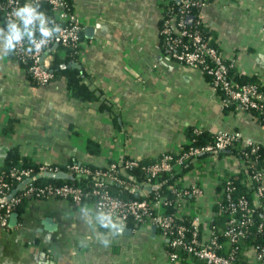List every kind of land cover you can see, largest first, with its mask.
<instances>
[{
  "label": "crops",
  "instance_id": "crops-1",
  "mask_svg": "<svg viewBox=\"0 0 264 264\" xmlns=\"http://www.w3.org/2000/svg\"><path fill=\"white\" fill-rule=\"evenodd\" d=\"M72 2L84 40L78 69L97 98L72 95L64 76L42 85L30 80L10 55L12 33L0 23V166L11 148L36 164L151 160L183 143L190 126L264 143L263 121L241 109L224 111L202 70L163 54L158 0ZM198 15L223 58L264 83V0H210ZM240 167L230 153L204 156L184 176V186L197 182L202 189L195 205L203 239L217 183ZM98 216L92 204L30 200L15 223L0 228V264H170L152 225L107 229ZM255 253L243 251L249 262Z\"/></svg>",
  "mask_w": 264,
  "mask_h": 264
},
{
  "label": "built area",
  "instance_id": "built-area-1",
  "mask_svg": "<svg viewBox=\"0 0 264 264\" xmlns=\"http://www.w3.org/2000/svg\"><path fill=\"white\" fill-rule=\"evenodd\" d=\"M209 1L158 0L162 20L160 30L162 52L176 62L206 72L211 77L210 85L215 94L217 89L221 88L227 94L228 100L234 101L241 110L258 109L264 118V95L259 93L254 85L238 87L231 78L228 79V66L224 62L221 51L209 45L198 30L189 28L191 22L187 21V17L190 10L195 9L199 12ZM38 2H47L51 6L53 18L50 23L34 9L33 5ZM21 9H27L30 15L27 13L22 16L16 15ZM0 23L7 26L12 33L14 59L27 65L24 70L37 84H47L54 79V73L49 69L48 61L59 45L64 48L78 47L79 59L84 51V40L79 35L82 23L74 8L70 9L65 0H0ZM55 42L57 46L54 48ZM59 54L63 55L64 50H61ZM221 102L223 106L225 102L223 100ZM235 142H241L243 145L252 143V141H243L238 132L231 134L218 132L214 143L202 148L189 147L187 151L181 152V144H178L169 148L167 152H163L160 157L154 158L153 162L141 165L146 178L140 182L127 174L128 170L139 164V159L129 156L113 161L106 170L92 171L77 163L66 164L64 172L71 174L72 180L91 175L93 182L90 198L92 200L87 203H83V199L88 195L84 194L80 187L71 184L39 186L33 184L34 178L38 175L44 176L45 172L63 171L52 164H41L36 176L31 175L30 169L13 170L11 178L18 182V186L26 181L20 189H23L22 195L30 196V200L52 198L67 200L73 207L84 204L94 205L99 214V223L101 218H104L107 229L126 226L129 220L137 225L156 226V230L165 241L170 264H178L184 258L194 259L200 264H232L233 253L226 256L217 252L219 245L211 236L210 229L207 238H197L201 211L195 205V199L201 195L202 189L197 182L184 186L183 180L185 175L192 173L191 169L202 152H207L204 156H218V152L225 151L227 146ZM173 152L175 155L172 154ZM184 163H191V169L182 176H178L173 183L166 185L173 197L157 192L156 190L162 184L163 175L180 172ZM263 179L264 172L252 174L244 181L248 186H251L250 183L254 180L258 181L251 204L244 197L236 201L230 200L228 208L231 219L223 232L228 239L224 245L230 246L235 238L244 236L246 224L254 209L253 205L264 196ZM10 184L6 181L0 182V228L8 226L13 207L21 200V195H12L8 198ZM114 184L120 189L137 194L140 198L125 199L114 196L109 189V186ZM174 184H178L179 187H174ZM226 189L230 191L231 188ZM151 190H154V194L146 197L147 192ZM170 207L175 208L174 212H168ZM236 213H240L238 218L234 216ZM184 216L190 217L192 221L193 232L189 237L186 235L185 225L179 222ZM255 252L254 262L247 260L237 264H264V246ZM184 254L186 257H183Z\"/></svg>",
  "mask_w": 264,
  "mask_h": 264
},
{
  "label": "trees",
  "instance_id": "trees-1",
  "mask_svg": "<svg viewBox=\"0 0 264 264\" xmlns=\"http://www.w3.org/2000/svg\"><path fill=\"white\" fill-rule=\"evenodd\" d=\"M67 5L70 9L73 8L72 0H65ZM173 4H175L173 2ZM34 9L40 14L44 19H47L50 23L52 21V11L51 6L47 2H38L33 5ZM198 12L195 9L190 10V14L192 16L191 24L189 28H193L198 30L202 37L208 42L209 45L217 47L214 39V32L201 21L198 19ZM162 27V20L159 21V31ZM82 31L79 33L82 39ZM161 34H160V46H161ZM77 49L78 47H68L64 48L63 46L59 45L57 50L52 53L51 58L48 61V67L54 73V78L64 76L67 81V86L70 89L72 95H76L78 97H82L85 99H96L97 96L95 95V90L89 89V86L85 84L83 73L81 69L66 67L67 64L70 63H77L80 64V59L77 56ZM64 50V54L60 55L59 52ZM162 50V48H161ZM219 50V49H218ZM10 55H12V43L10 48ZM225 64L228 66L227 69V76L228 79L231 78L235 85L241 87L243 85H254L259 93L264 95V83L259 81L257 76H247L241 74L236 71L233 65H231V60L224 59ZM20 67L22 68L24 74L30 78L29 73H27L26 69L27 65L21 61L18 62ZM209 80L211 81V77L206 73L203 72ZM33 81V80H32ZM216 94L218 95L220 100H223L225 103L223 105L224 111L229 109L236 111L240 108L234 101L228 100L227 94L221 89L218 88ZM102 108H105L103 105ZM244 111H247L253 114L258 120L264 122V118H262L260 111L258 109L248 108ZM115 121V118H114ZM216 133L211 132L208 129L197 127V126H190L186 129V140L181 143L180 150L181 152L187 151L189 147H198L202 148L206 145L213 144L215 140ZM167 152V151H165ZM223 153H230L236 156L241 161L240 169L232 173L230 175L224 176L216 185L215 187V195L213 199V203L211 205V211L213 213L211 220L209 221L207 227L208 230L211 231V236L215 239L219 247L217 248V252L222 255L228 256L229 253H233L234 262L232 264L237 263H244L247 259L243 255V251L245 249H253L255 251H259L264 246V196L258 201L257 204L253 205V212L250 216L249 221L246 224V231L244 236L235 238L234 241L230 244V246L224 245V243L228 240L227 237L223 234V232L227 229L229 220L231 219V214L228 208L230 200L236 201V199L240 197H244L247 199L249 204L252 203L253 195L255 194L256 186L258 185V181L254 180L250 183L251 186L245 184L246 181L252 174L255 173H263L264 172V143L252 142L249 145H243L241 142H235L227 146L225 151L218 152L217 155H221ZM175 155V153H172ZM207 152H202L198 155V159L204 157ZM161 155H159L160 157ZM158 157V156H157ZM154 161V158L151 160H139V164L134 166L130 170L127 171V174L133 176L138 182L144 181L146 178L145 172L142 170L141 165L149 164ZM77 163L75 161L68 162L66 164H73ZM112 163V162H110ZM66 164L64 165H57L58 170L65 171ZM80 164V163H77ZM41 164H36L31 162L27 157L21 155L17 148H11L8 150L3 164L0 166V182L6 181L10 182V189L8 194H11L12 191L16 190L13 194L15 196H20L21 200L13 207L12 213H17V216L20 217L22 214L24 207L30 201V196L22 195V190L17 189L18 182H15L11 178V171L18 170V169H30L31 175L36 176L38 174V169ZM89 168L90 170H106L109 165L97 167L92 166L90 164H80ZM192 167L191 163L183 164L180 168V172L174 173H166L161 178L162 184L156 190L160 194H165L169 197H173L171 191L166 188V185L169 183H173L174 180L178 176H182L185 172L189 171ZM92 177L91 175L82 176L78 179L74 180H64V179H54L47 176L38 175L34 178L33 184L34 185H44V184H53V185H61V184H71L77 187H80L84 194L86 193L88 196L83 199V203H87L90 198V190L92 186ZM174 187L178 188V184H174ZM230 187V191L226 188ZM110 192L117 197L125 198V199H139L135 193H131L128 190L120 189L117 185H110L109 186ZM154 194V190L148 191L146 197H150ZM175 208L170 207L168 208V212H174ZM236 218L240 216V213H236L234 215ZM239 221V220H237ZM181 224L185 225L186 227V235L189 237L191 232H193V228L191 226V218L188 216H184L181 221ZM100 224L102 228H106L107 222L104 218H101ZM126 226L128 228H136L139 227L140 224H135L132 220L126 222ZM196 236L198 239L202 237V226L199 225ZM186 257V254L183 255Z\"/></svg>",
  "mask_w": 264,
  "mask_h": 264
},
{
  "label": "water",
  "instance_id": "water-1",
  "mask_svg": "<svg viewBox=\"0 0 264 264\" xmlns=\"http://www.w3.org/2000/svg\"><path fill=\"white\" fill-rule=\"evenodd\" d=\"M191 20H192V16L190 15L187 17V21L190 23ZM56 46H57V42H55L53 47L55 48ZM66 67L80 68V65L74 62V63L67 64ZM44 176L54 178V179H64V180H72L73 179V176L71 174H68L64 171L45 172ZM25 183H26V181L21 183L17 187V189H20ZM15 192H16V190L12 191V193L9 195L8 198H10ZM16 219H17V213H15V212L11 213L10 218H9V223H15ZM122 228H124V226H122ZM152 230L155 232L156 226L153 225Z\"/></svg>",
  "mask_w": 264,
  "mask_h": 264
},
{
  "label": "clouds",
  "instance_id": "clouds-1",
  "mask_svg": "<svg viewBox=\"0 0 264 264\" xmlns=\"http://www.w3.org/2000/svg\"><path fill=\"white\" fill-rule=\"evenodd\" d=\"M25 13H27L28 15H30V12H28L27 9H21L19 12L16 13V15H18V16H22V15H24Z\"/></svg>",
  "mask_w": 264,
  "mask_h": 264
}]
</instances>
